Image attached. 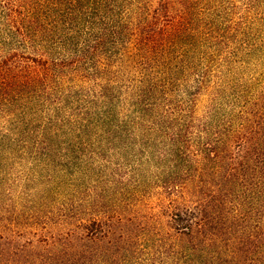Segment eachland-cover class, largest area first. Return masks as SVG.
Listing matches in <instances>:
<instances>
[{
  "label": "trees",
  "instance_id": "obj_1",
  "mask_svg": "<svg viewBox=\"0 0 264 264\" xmlns=\"http://www.w3.org/2000/svg\"><path fill=\"white\" fill-rule=\"evenodd\" d=\"M0 264H264V0H0Z\"/></svg>",
  "mask_w": 264,
  "mask_h": 264
}]
</instances>
